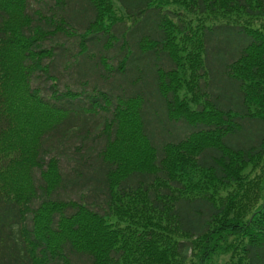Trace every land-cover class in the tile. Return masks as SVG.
<instances>
[{"label":"trees","instance_id":"trees-1","mask_svg":"<svg viewBox=\"0 0 264 264\" xmlns=\"http://www.w3.org/2000/svg\"><path fill=\"white\" fill-rule=\"evenodd\" d=\"M155 2L0 0V264H264V31Z\"/></svg>","mask_w":264,"mask_h":264},{"label":"rangeland","instance_id":"rangeland-1","mask_svg":"<svg viewBox=\"0 0 264 264\" xmlns=\"http://www.w3.org/2000/svg\"><path fill=\"white\" fill-rule=\"evenodd\" d=\"M172 2V0H171ZM107 9L109 10V17L106 19V21H103L105 25H108L112 20L115 19H126L125 12L122 9V7L117 3L116 1H109L106 2ZM191 2L188 0H175L174 3H170V0H159V2H155V6H159L163 8L164 10H169L174 12L178 18L177 21H182L183 25H185L188 29H191L189 31V34H194L195 30L197 28H202L204 25H213L216 23H222V22H238V23H247L250 24V26L254 30L264 31V21L262 20H253L250 18L245 17L244 15L235 12V13H223V12H217L216 14H207V15H199V13H192L190 9L187 6H190ZM180 42V41H179ZM183 42V40L181 41ZM192 47L194 45V42L191 43ZM177 47L185 46L183 43L179 45V43H176ZM181 51V49H179ZM188 96V95H187ZM186 96H181V99L185 98ZM137 142V158L138 160L137 165L141 166H148L150 164V153L147 151L145 146L136 139ZM188 172V170H187ZM246 174L243 175V178L245 177L250 180H254L256 183L261 181V178L264 177V172L262 170H256L253 167H248L245 170ZM244 172V173H245ZM193 186L199 188L202 190L203 188H208L205 190V192L211 193L215 198H226L228 196V189H223L222 187L218 186H210V183L206 182L201 173H194L192 171L191 174ZM206 183V184H205ZM252 200V196H250ZM232 240H230V243ZM228 243V244H230ZM227 244V245H228ZM221 245V244H220ZM216 257V258H215ZM214 258L216 259L218 264H226L229 259V253L227 254H221L220 252L217 253V255Z\"/></svg>","mask_w":264,"mask_h":264}]
</instances>
